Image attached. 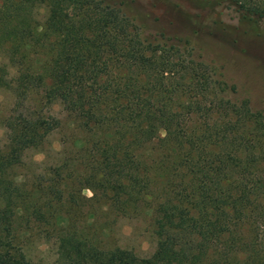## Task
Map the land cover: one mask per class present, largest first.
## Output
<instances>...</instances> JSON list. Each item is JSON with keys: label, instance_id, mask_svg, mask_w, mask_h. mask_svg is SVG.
<instances>
[{"label": "trees", "instance_id": "16d2710c", "mask_svg": "<svg viewBox=\"0 0 264 264\" xmlns=\"http://www.w3.org/2000/svg\"><path fill=\"white\" fill-rule=\"evenodd\" d=\"M186 1L230 9L249 35L264 20V0ZM131 3L0 0V89L13 97L0 264H35L32 241L54 245L52 264H264L261 113L232 99L188 40L145 34ZM28 150L43 153L29 177L18 172ZM108 213L145 218L153 252L110 246Z\"/></svg>", "mask_w": 264, "mask_h": 264}, {"label": "rangeland", "instance_id": "374dc122", "mask_svg": "<svg viewBox=\"0 0 264 264\" xmlns=\"http://www.w3.org/2000/svg\"><path fill=\"white\" fill-rule=\"evenodd\" d=\"M136 15L141 16L147 26L145 34H152L157 27H164L167 35L188 40L191 51L208 64L217 77L227 86L233 87L232 99L246 100L252 111L260 112L264 120V20L257 23V35L244 33L245 28L237 23L230 9L215 7L207 9L186 0H169L171 6L161 0H131ZM166 12L165 18L160 14ZM44 11L39 10L38 19ZM140 22V21H139ZM141 22V23H142ZM4 60L0 57V63ZM10 76L14 74L8 68ZM13 97L7 90L0 89V147L4 144V129L1 120L8 114ZM52 114L60 117V108L53 105ZM57 136L48 138L46 155L48 162L57 148ZM43 153L28 150L23 155V166L18 170L27 177L36 174V164ZM85 197L90 193L83 191ZM105 232L104 239L119 250H131L138 257L149 256L155 246L145 218H115ZM26 256L35 264H52L55 259L54 245L50 242L32 241L25 247Z\"/></svg>", "mask_w": 264, "mask_h": 264}]
</instances>
